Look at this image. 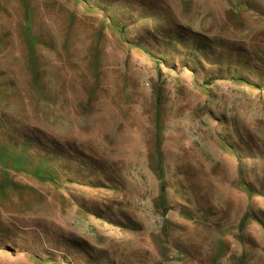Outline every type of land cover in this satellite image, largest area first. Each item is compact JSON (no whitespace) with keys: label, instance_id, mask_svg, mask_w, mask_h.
<instances>
[{"label":"rangeland","instance_id":"rangeland-1","mask_svg":"<svg viewBox=\"0 0 264 264\" xmlns=\"http://www.w3.org/2000/svg\"><path fill=\"white\" fill-rule=\"evenodd\" d=\"M0 264H264V0H0Z\"/></svg>","mask_w":264,"mask_h":264}]
</instances>
